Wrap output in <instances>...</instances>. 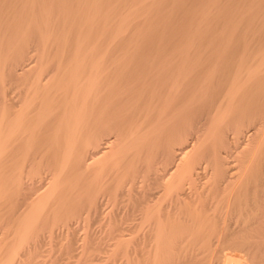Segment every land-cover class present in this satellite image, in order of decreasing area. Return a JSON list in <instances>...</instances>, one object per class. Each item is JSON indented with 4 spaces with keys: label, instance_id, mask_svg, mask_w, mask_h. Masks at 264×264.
<instances>
[{
    "label": "bare ground",
    "instance_id": "6f19581e",
    "mask_svg": "<svg viewBox=\"0 0 264 264\" xmlns=\"http://www.w3.org/2000/svg\"><path fill=\"white\" fill-rule=\"evenodd\" d=\"M89 1L59 7L55 19L36 10L14 39L0 37V193L8 200L9 184L19 193L17 238L46 209L68 215L75 198L96 212L108 187L116 198L133 194L111 220H125L114 237L143 264L150 246L152 264H264V39L146 55L118 42L134 37L135 15L101 16ZM30 33L37 44L22 59ZM13 49L22 63L7 81L2 62ZM210 53L219 56L202 61ZM75 165L83 181L69 176Z\"/></svg>",
    "mask_w": 264,
    "mask_h": 264
},
{
    "label": "rangeland",
    "instance_id": "374dc122",
    "mask_svg": "<svg viewBox=\"0 0 264 264\" xmlns=\"http://www.w3.org/2000/svg\"><path fill=\"white\" fill-rule=\"evenodd\" d=\"M86 1L88 0H0V37L3 38L4 43L8 39H14V36L16 35L15 33L24 26L28 17L32 16V14L36 15V10L37 12L38 10L44 11V13L50 11L48 14H51L50 17L54 16L52 18L55 19V17L60 14L59 7L68 6L69 9L76 10L79 2L84 4ZM93 1L101 5L100 7L98 6L100 11L99 14H101V16L108 13L111 14L112 17L115 15V18H117L119 15L129 14L130 16L135 15L132 17L138 18V20L136 19L137 21H135V18L131 17V19L134 20H131V24L134 23L136 26V23L138 22L136 26L137 29H134L135 31H133L135 39L131 41L134 37L130 36V40L129 36H127L128 31L126 32L127 34H123V37L127 36L126 40L123 37L122 42L121 40H118V42L120 41V47L124 44L122 46L123 48H126L128 44L130 47V42L137 43L138 41L135 45L140 51H149L152 49L151 51H176L178 54L187 52L195 53L198 50H202L203 52L202 47L205 46H208L209 49L215 48L216 50L217 48H222L226 45L243 46L247 45L245 43H248L249 45H254L256 43L259 44V40L262 39L261 41H263L264 39V0H90L87 3H94ZM73 13L75 15V11H72L71 15H73ZM57 20L58 19L53 20L55 21L56 26H58L60 30L63 29L61 28L63 26H60L59 21ZM61 20L62 18L60 21ZM53 24L51 22L52 26H54ZM134 24H132V30ZM51 25H49V29L53 30V32L51 31L52 33L60 31L58 27L55 28L56 26L52 27ZM61 25H63V22H61ZM53 28H55V30ZM129 30L131 32V27ZM136 30L138 31L137 35ZM37 38V35L33 33L27 35L26 40L23 43L22 59L27 58V55H29L28 52L37 44ZM118 42L117 45H119ZM131 46L134 49V46ZM122 47L121 49H123ZM129 47H127V49H129ZM140 47H143L144 49ZM116 48L119 47L117 46ZM119 49L115 52L118 53ZM129 50H131V47ZM40 52L42 54L41 49L39 50L38 48V51H33L32 54L41 58ZM144 54H146V52H144ZM148 54L151 53L148 52ZM215 55L216 57L219 56L218 54ZM215 55L210 53L209 56L203 58L202 61L211 63L216 58ZM18 57V52L16 49H13L8 53V57L4 60L5 62H2V65L4 64L3 75L7 81L11 79L13 81V79L16 78L15 76H17V74H15V67H20L21 64L19 63H22V60H17ZM223 58L224 57H222V59ZM12 74L15 76L13 77ZM77 169L78 167L73 168L68 174L73 177L72 181L79 180L80 178L81 181H83L84 175H82ZM36 172L38 173L36 170L34 171V174L31 175H34V177L37 176L38 174ZM85 175L89 178L90 173L87 172ZM9 187H11V196H15L17 199L15 197L12 199V197L9 196L8 200L6 199L5 201L4 199L3 201L0 193V264H7V262L13 264L20 260L23 264H129V256L131 258L135 257L132 258L134 261L139 258L140 263L142 261L141 259L144 258L139 255L136 256L137 254H133V256L128 254L130 241H120L114 237V229L119 223L118 225L115 223L113 224V221L111 220L114 213L116 214V210L117 213L120 212L122 216L125 215L126 210L129 208L128 199L132 198L133 194L130 193L125 197L116 198L113 196L111 189L103 187L105 189H101V193H98L100 194L98 196L102 200L99 199L103 204H100L99 210L96 212L87 213L86 211L88 209L86 203L75 198L72 200L74 205L69 202L71 208L68 207L66 209L68 210V215L63 213L62 216L60 213L56 216L53 211L46 209L42 215L45 217L47 216V218L43 216L39 217L32 223L29 232L27 231L28 233L26 232L24 236L17 238L18 235L16 232L17 230L19 231V226H23L22 223L25 220L20 216L23 215L22 213L25 211L18 207L20 205L17 188L15 193V191L13 192V185L9 184ZM105 194L106 196L104 197ZM13 200L16 201L13 202ZM120 205H122V207ZM76 209L79 212H77ZM20 210L22 212H20ZM73 210L75 211L73 212ZM84 211L86 212L85 215L83 213ZM19 212L21 214L18 216ZM50 212L51 214L49 215ZM52 219L57 222H54ZM123 221L120 222L119 226H126L125 220ZM150 249L151 246L146 249L147 253L145 254L148 264H152L155 260L153 254L155 252H152L153 250L151 251ZM13 250L15 253L13 256L15 258H12ZM149 253L151 254L148 255ZM10 258L14 261L12 262ZM159 258L161 260V256H159ZM171 258H173V256ZM171 258L169 261L167 260L166 264L168 262L170 264V262L173 261ZM190 259L195 261L191 264H206L204 256H199L197 258L191 257ZM199 261H201V263ZM161 262L164 263L165 261Z\"/></svg>",
    "mask_w": 264,
    "mask_h": 264
}]
</instances>
